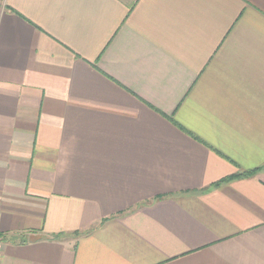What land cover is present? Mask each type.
I'll list each match as a JSON object with an SVG mask.
<instances>
[{"label":"crops","instance_id":"0c3cea01","mask_svg":"<svg viewBox=\"0 0 264 264\" xmlns=\"http://www.w3.org/2000/svg\"><path fill=\"white\" fill-rule=\"evenodd\" d=\"M0 237L1 264H264V0H0Z\"/></svg>","mask_w":264,"mask_h":264},{"label":"built area","instance_id":"2783aa9c","mask_svg":"<svg viewBox=\"0 0 264 264\" xmlns=\"http://www.w3.org/2000/svg\"><path fill=\"white\" fill-rule=\"evenodd\" d=\"M3 243H2V239L0 237V264H1V260H2V257H3Z\"/></svg>","mask_w":264,"mask_h":264},{"label":"trees","instance_id":"16d2710c","mask_svg":"<svg viewBox=\"0 0 264 264\" xmlns=\"http://www.w3.org/2000/svg\"><path fill=\"white\" fill-rule=\"evenodd\" d=\"M254 171H251V172H245V174H247V175H250V174H252Z\"/></svg>","mask_w":264,"mask_h":264}]
</instances>
